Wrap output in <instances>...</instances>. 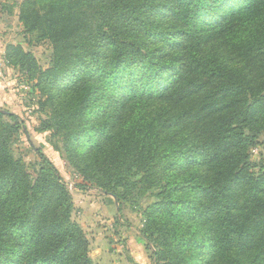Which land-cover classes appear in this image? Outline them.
I'll use <instances>...</instances> for the list:
<instances>
[{"label":"trees","instance_id":"16d2710c","mask_svg":"<svg viewBox=\"0 0 264 264\" xmlns=\"http://www.w3.org/2000/svg\"><path fill=\"white\" fill-rule=\"evenodd\" d=\"M18 21L52 47L42 129L90 187L154 198L155 264H264V0H24ZM22 126L0 109V264H93L56 167L14 158Z\"/></svg>","mask_w":264,"mask_h":264},{"label":"rangeland","instance_id":"374dc122","mask_svg":"<svg viewBox=\"0 0 264 264\" xmlns=\"http://www.w3.org/2000/svg\"><path fill=\"white\" fill-rule=\"evenodd\" d=\"M23 1L0 0V109L15 114L23 125L10 139L14 158L20 159L30 174L39 168L37 152L56 167L71 196V220L84 233L93 264H155L153 246L141 236L144 210L154 198L146 193L135 203L117 201L113 195L90 187L64 152L65 139L53 140L49 131L42 129L51 109L44 105L46 97L38 88V77L49 66L52 47L24 32L18 21ZM16 48L30 61L12 54L9 60V52ZM249 153L256 164L254 173L264 171V136ZM81 184L89 187L81 190Z\"/></svg>","mask_w":264,"mask_h":264}]
</instances>
